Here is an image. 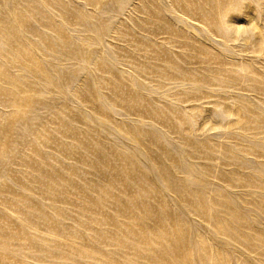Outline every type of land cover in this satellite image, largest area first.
Returning <instances> with one entry per match:
<instances>
[{"label":"rangeland","instance_id":"rangeland-1","mask_svg":"<svg viewBox=\"0 0 264 264\" xmlns=\"http://www.w3.org/2000/svg\"><path fill=\"white\" fill-rule=\"evenodd\" d=\"M0 264H264V0H0Z\"/></svg>","mask_w":264,"mask_h":264}]
</instances>
